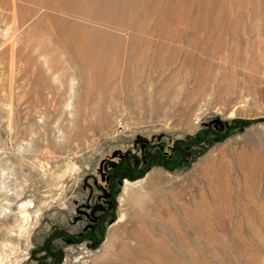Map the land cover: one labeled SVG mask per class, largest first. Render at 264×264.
Instances as JSON below:
<instances>
[{
	"label": "rangeland",
	"instance_id": "1",
	"mask_svg": "<svg viewBox=\"0 0 264 264\" xmlns=\"http://www.w3.org/2000/svg\"><path fill=\"white\" fill-rule=\"evenodd\" d=\"M99 1L0 0V264H264V0Z\"/></svg>",
	"mask_w": 264,
	"mask_h": 264
},
{
	"label": "bare ground",
	"instance_id": "2",
	"mask_svg": "<svg viewBox=\"0 0 264 264\" xmlns=\"http://www.w3.org/2000/svg\"><path fill=\"white\" fill-rule=\"evenodd\" d=\"M87 1H89V0H62V2H64V4H65V5H62L58 2V0H55V2L52 4V7H53V9H55L57 11H66L67 12L70 10V7L73 4L79 5V4L83 3V5H85L84 3H86ZM43 2H45V0H39V3L42 4ZM125 3L126 2L116 1V0H112L111 3H107V0H105L104 2H102V0H101L97 3V7H96L95 11H96V13H100V14H108V15L116 14V16H117V15L125 14V13L131 11L132 7H136L137 1L134 0V2L131 3V5L129 6L128 9H126Z\"/></svg>",
	"mask_w": 264,
	"mask_h": 264
},
{
	"label": "water",
	"instance_id": "3",
	"mask_svg": "<svg viewBox=\"0 0 264 264\" xmlns=\"http://www.w3.org/2000/svg\"><path fill=\"white\" fill-rule=\"evenodd\" d=\"M248 123H249V121H244V122H243V124H248ZM236 126H237V125L230 126V127L226 130V132H224V133H219V134H218V133H215V134L224 137V136H226V135L229 133V131H230L232 128H234V127H236ZM206 135H207V134H206ZM185 143H187V144H191V145H192V143H190V142H185ZM158 157L166 161V158H165V157H163V156H158ZM151 162H152V158L150 159V162L147 164L145 172H144L143 174H141L140 177L144 176V174L146 173V171L150 168V164H151ZM132 177H133V179H135L134 176H132ZM113 200H114V208H113V210L105 212V213L101 216V218H100V220H99V224H100V222H101V220H102V218H103L104 216H106V215H110V214H112V213L115 212V210H116V200H115V199H113ZM62 232H64V231H62ZM64 233H65V232H64ZM101 234H102V237H103V231H102V230H101ZM55 237H56V235L53 236V237H51V238H49V240H51V239H53V238H55ZM85 237H86V236H84L83 239H85ZM46 243H47V241H46ZM45 247H46V244H45Z\"/></svg>",
	"mask_w": 264,
	"mask_h": 264
},
{
	"label": "flooded vegetation",
	"instance_id": "4",
	"mask_svg": "<svg viewBox=\"0 0 264 264\" xmlns=\"http://www.w3.org/2000/svg\"><path fill=\"white\" fill-rule=\"evenodd\" d=\"M61 234V233H60ZM57 237V236H56ZM49 254V256H51V257H56L57 256V254L56 253H54V254H52V253H48ZM48 263V262H47Z\"/></svg>",
	"mask_w": 264,
	"mask_h": 264
}]
</instances>
